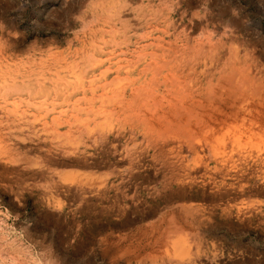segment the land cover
I'll use <instances>...</instances> for the list:
<instances>
[{"label": "rangeland", "instance_id": "rangeland-1", "mask_svg": "<svg viewBox=\"0 0 264 264\" xmlns=\"http://www.w3.org/2000/svg\"><path fill=\"white\" fill-rule=\"evenodd\" d=\"M0 264H264V0H0Z\"/></svg>", "mask_w": 264, "mask_h": 264}, {"label": "bare ground", "instance_id": "bare-ground-1", "mask_svg": "<svg viewBox=\"0 0 264 264\" xmlns=\"http://www.w3.org/2000/svg\"><path fill=\"white\" fill-rule=\"evenodd\" d=\"M123 65V64H122ZM154 65H156V64H154ZM126 68V67H125ZM156 71V70H155ZM154 72V71H153ZM156 73V72H155ZM206 74H208V73H206ZM113 75V74H112ZM116 75V74H115ZM114 75V76H115ZM123 75V74H122ZM137 75V74H136ZM148 75H152V74H148ZM148 75H147V78H148ZM156 75V74H155ZM162 75V74H161ZM111 76V75H110ZM117 76V75H116ZM119 76H121V75H119ZM132 76V75H131ZM135 76V75H134ZM144 76V75H143ZM157 76V75H156ZM167 76V75H166ZM211 76V75H210ZM242 76V75H241ZM212 77V76H211ZM210 78V77H209ZM142 79V78H141ZM162 79V78H161ZM177 79V78H176ZM212 79V78H211ZM218 79V78H217ZM163 80V79H162ZM57 81H59V80H57ZM106 81H107V79H106ZM139 81H141V80H139ZM138 81V82H139ZM231 82V81H230ZM57 83H59V82H57ZM98 83V82H97ZM142 83V82H141ZM143 83H145V82H143ZM212 83V82H211ZM216 83V82H215ZM219 83V82H218ZM51 84H53V83H51ZM96 84V83H95ZM94 84V85H95ZM100 84V83H99ZM147 84V83H146ZM170 84V83H169ZM173 84V83H172ZM172 84H170V85H172ZM142 85V84H141ZM223 85H224V83H223ZM55 86V85H54ZM216 86V85H215ZM235 86V85H234ZM59 87V86H58ZM148 88V87H147ZM151 88H152V86H151ZM169 88V87H168ZM96 89H97V87H96ZM150 89V88H149ZM194 90V89H193ZM217 90H218V88H217ZM216 90V91H217ZM129 91V90H128ZM148 91V90H147ZM219 92V91H218ZM240 94V93H239ZM162 96V95H161ZM160 96V97H161ZM182 96V95H181ZM227 96H229V95H227ZM164 97V96H163ZM222 97V96H221ZM223 97H224V95H223ZM233 98H234V96H233ZM152 99V98H151ZM172 99V98H171ZM226 99H227V97H226ZM184 100V99H183ZM192 100V99H191ZM194 100V99H193ZM196 100V99H195ZM225 100V99H224ZM153 101V100H152ZM175 101V100H174ZM205 101V100H204ZM221 101V100H220ZM228 101V100H227ZM235 101V100H234ZM145 102V101H144ZM169 102V101H168ZM199 102H200V100H199ZM229 102V101H228ZM129 103V102H128ZM154 103V102H153ZM208 103H210V102H208ZM213 103V102H212ZM221 103V102H220ZM230 103V102H229ZM155 104V103H154ZM214 104V103H213ZM224 104V103H223ZM249 104V103H248ZM259 104H260V102H259ZM156 105V104H155ZM184 105H185V103H184ZM216 105V104H215ZM217 105H219V104H217ZM231 105V104H230ZM261 105V104H260ZM170 106V105H169ZM202 106V105H201ZM159 107V106H158ZM157 107V108H158ZM222 107V106H221ZM228 107V106H227ZM197 108V107H196ZM209 108H210V106H209ZM229 108V107H228ZM138 109V108H137ZM217 109V108H216ZM147 111H148V108L146 109ZM153 110V109H152ZM169 110H170V108H169ZM175 110V109H174ZM184 110H186V108L184 109ZM189 110V109H188ZM207 110V109H206ZM222 111H224V110H222ZM235 111H236V109H235ZM186 112V111H185ZM192 112V111H191ZM221 112V111H220ZM188 113V112H187ZM202 113V112H201ZM227 113V112H226ZM236 113V112H235ZM205 114H207L206 113V111H205ZM193 115V114H192ZM239 115V114H238ZM170 116V115H169ZM207 116V115H206ZM236 116V115H235ZM180 117V116H179ZM183 117V116H182ZM185 117V116H184ZM187 117H188V115H187ZM200 117H203V116H199V118ZM208 117H210V116H208ZM214 117H216V116H214ZM232 117V116H231ZM234 117V116H233ZM247 117V116H246ZM190 118H192L191 117V115H190ZM205 118V117H204ZM225 118V117H224ZM165 119V118H164ZM210 119H211V117H210ZM213 119V118H212ZM233 119V118H232ZM262 119V118H261ZM198 120V119H197ZM202 120H204V119H202ZM235 120V119H234ZM165 121V120H164ZM167 121V120H166ZM168 121H170V120H168ZM172 121V120H171ZM185 121V120H184ZM199 121V120H198ZM210 121V120H209ZM228 121H230V120H228ZM152 122V121H151ZM154 122V121H153ZM201 122V121H200ZM200 122H198V123H200ZM204 122V121H203ZM206 122H208V121H206ZM218 122V121H217ZM187 123V122H186ZM197 123V122H196ZM225 123V122H224ZM188 124V123H187ZM191 124V123H190ZM213 124V123H212ZM172 125V124H171ZM194 126H195V122H194V124H193ZM208 125V124H207ZM225 125V124H224ZM228 125V124H227ZM227 125H225V127L227 126ZM246 125V124H245ZM167 126V125H166ZM169 126V125H168ZM167 126V127H168ZM198 126V125H197ZM221 126H222V124H221ZM229 127V126H228ZM209 128V127H208ZM247 128V127H246ZM164 129V128H163ZM169 129V128H168ZM191 129V128H190ZM207 129V128H206ZM167 130V129H166ZM198 130V129H197ZM176 131V130H175ZM177 131H178V129H177ZM213 131V130H212ZM160 133V132H159ZM165 134H167V132H165ZM246 134V133H245ZM172 135V134H171ZM161 137V136H160ZM159 137V138H160ZM169 137V136H168ZM110 138V137H109ZM158 138V139H159ZM165 138V137H164ZM171 139V138H170ZM179 139V138H178ZM177 139V140H178ZM120 140H122V139H120ZM196 140V139H195ZM181 141H183V140H181ZM198 141V140H197ZM121 142V141H120ZM125 142V141H124ZM137 142V141H136ZM194 142V141H193ZM125 143H127V142H125ZM197 143V142H196ZM201 143V142H200ZM210 143V142H209ZM229 143V142H228ZM132 144H134V143H132ZM131 144V145H132ZM173 145H175V144H173ZM125 146H126V144H125ZM188 146V145H187ZM201 146V145H200ZM203 146V145H202ZM127 147V146H126ZM205 147V146H204ZM119 148V147H118ZM125 149H127V148H125ZM146 149H147V147H146ZM128 150V149H127ZM137 151H138V149H137ZM194 151V150H193ZM122 154H125V153H122ZM216 154V153H215ZM127 155V154H126ZM227 156H228V154H227ZM97 157V156H96ZM151 158H152V156H150ZM101 158V157H100ZM99 158V159H100ZM220 158V157H219ZM102 159V158H101ZM111 160V159H110ZM109 160V161H110ZM138 160V159H137ZM230 160V159H229ZM92 161H94V160H92ZM228 161V160H227ZM112 162V161H111ZM151 162H153V161H151ZM152 164V163H151ZM91 165V164H90ZM134 165V164H133ZM209 165V164H208ZM105 167H107V166H105ZM156 167V166H155ZM159 167V166H158ZM191 167V166H190ZM138 168V167H137ZM197 168V167H196ZM231 168H232V166H231ZM194 171V170H193ZM211 171V170H210ZM163 173V172H162ZM196 174V173H195ZM158 176V175H157ZM121 177H123V176H121ZM190 178V177H189ZM212 178V177H211ZM191 179V178H190ZM214 180V179H213ZM206 187V186H205ZM198 193V192H197ZM202 195V194H201ZM164 213V212H163ZM165 215V214H164ZM164 217V216H163ZM162 217V218H163ZM164 219V218H163ZM174 225V224H173ZM183 232V231H182ZM181 233V232H180ZM181 234H183V233H181ZM175 235V234H174ZM178 237V236H177ZM176 238V237H175ZM181 241V240H180Z\"/></svg>", "mask_w": 264, "mask_h": 264}]
</instances>
